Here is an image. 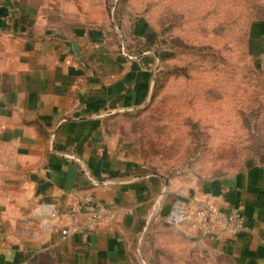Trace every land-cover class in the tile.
<instances>
[{
	"label": "crops",
	"instance_id": "obj_1",
	"mask_svg": "<svg viewBox=\"0 0 264 264\" xmlns=\"http://www.w3.org/2000/svg\"><path fill=\"white\" fill-rule=\"evenodd\" d=\"M118 38L105 0H0V264H134L132 244L154 223L166 237L159 264H264V155L209 179L147 170L113 124L148 103L157 60ZM245 44L264 75V20ZM193 197L238 211L244 231L165 226L172 204ZM41 203L56 208L52 232ZM77 204L111 218L64 238Z\"/></svg>",
	"mask_w": 264,
	"mask_h": 264
},
{
	"label": "rangeland",
	"instance_id": "obj_2",
	"mask_svg": "<svg viewBox=\"0 0 264 264\" xmlns=\"http://www.w3.org/2000/svg\"><path fill=\"white\" fill-rule=\"evenodd\" d=\"M122 2L112 0L115 10L109 11L105 0L109 23L127 52L149 49L157 60L154 81L163 86L143 108L113 124L137 147L147 170L209 179L258 161L264 146L253 145L262 142L260 133L245 131L240 123L246 108L253 114L260 109L264 136L259 85L264 75L254 69L245 44L247 26L264 20V0H126L123 7ZM186 121L200 123L198 139ZM164 233V226L154 223L134 240V264H159L166 254Z\"/></svg>",
	"mask_w": 264,
	"mask_h": 264
},
{
	"label": "built area",
	"instance_id": "obj_3",
	"mask_svg": "<svg viewBox=\"0 0 264 264\" xmlns=\"http://www.w3.org/2000/svg\"><path fill=\"white\" fill-rule=\"evenodd\" d=\"M36 213L44 221V230L52 232L57 215L55 206L41 203ZM67 217V224L61 230L64 238L95 231L110 220L111 214L97 207H90L82 212L77 204ZM163 222L171 230L187 227L201 238L213 237L222 232L236 236L244 231L243 219L238 211H222L214 202L198 197H193L186 203H173Z\"/></svg>",
	"mask_w": 264,
	"mask_h": 264
},
{
	"label": "trees",
	"instance_id": "obj_4",
	"mask_svg": "<svg viewBox=\"0 0 264 264\" xmlns=\"http://www.w3.org/2000/svg\"><path fill=\"white\" fill-rule=\"evenodd\" d=\"M122 1H123L122 2L123 3L122 7H123V6H125L126 0H122ZM107 7H108L109 11H110V9L115 10L114 9V5L112 4V0H107ZM114 24L117 26V28H119L120 20L117 19V17H115V16H114ZM148 52H149L148 48H141L140 47V49L138 51L130 53V54H132L134 56H141V55H144V54H146ZM198 57L201 60H202V58H204V57H200V53H198ZM160 75H161V73H160ZM159 85H160L159 79L156 78L155 81H154V86H153V91H152L153 94H154V91L158 88ZM259 85L260 86L262 85V87L264 89V83L259 82ZM162 87L163 86H161V85L159 86V88H162ZM259 110L257 112H255L254 113L255 115H254L252 112H250L246 108L245 112L242 113V117H243V115L245 117L241 118V123H240L241 124V129H245V131H248V130L254 131V130H256V131H258L260 133L259 137L257 139H260V141H262V142L259 143V140H258L254 145L252 144L253 145V149H255V146H257V145L260 146V147L264 146V140H263L264 136L262 135L263 134L262 131L259 129L260 128V124H261V115H262L261 111H259ZM185 124H186V126L188 125L187 127H189V126L191 127L192 126L193 138L194 139H198V134L201 132V130H200L201 128L200 127L199 128H195V127L196 126H200V123H198V122H196V123L194 122L193 123V122H190V121L189 122L186 121ZM153 174H156V173H153Z\"/></svg>",
	"mask_w": 264,
	"mask_h": 264
},
{
	"label": "water",
	"instance_id": "obj_5",
	"mask_svg": "<svg viewBox=\"0 0 264 264\" xmlns=\"http://www.w3.org/2000/svg\"><path fill=\"white\" fill-rule=\"evenodd\" d=\"M113 14V12L111 11V15ZM153 82H154V80H153Z\"/></svg>",
	"mask_w": 264,
	"mask_h": 264
}]
</instances>
